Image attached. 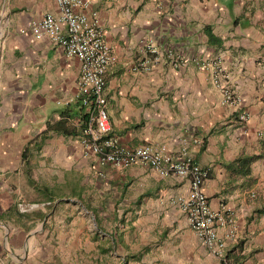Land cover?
Returning a JSON list of instances; mask_svg holds the SVG:
<instances>
[{
	"label": "crops",
	"instance_id": "0c3cea01",
	"mask_svg": "<svg viewBox=\"0 0 264 264\" xmlns=\"http://www.w3.org/2000/svg\"><path fill=\"white\" fill-rule=\"evenodd\" d=\"M81 1L115 59L103 88L106 137L173 158L184 149L206 170L209 208L232 218L215 224L223 257L169 204L188 194L187 180L140 163L100 169L80 136L47 130L83 126L79 62L29 31L57 16L54 0H0V177L23 168L30 143L26 187L42 191L21 202L19 181H0V264H264V0ZM152 49L150 71L133 72ZM213 78L237 104L223 103Z\"/></svg>",
	"mask_w": 264,
	"mask_h": 264
},
{
	"label": "built area",
	"instance_id": "2783aa9c",
	"mask_svg": "<svg viewBox=\"0 0 264 264\" xmlns=\"http://www.w3.org/2000/svg\"><path fill=\"white\" fill-rule=\"evenodd\" d=\"M57 16L44 15L40 20L29 24V31L35 39L47 37L62 49L66 57H74L80 65L78 81L79 105L84 112L83 129L79 138L84 156L93 159L97 167L127 168L136 163L149 167L160 178L169 176L188 181L189 191L185 197L171 198L169 204L176 206L184 214L195 240L209 255L217 259L223 257V242L215 231L217 223H231L229 213L225 215L213 212L202 193L201 185L206 170L197 166L190 154L181 149L177 158L164 151L145 146L132 149L120 147L107 138L110 124L106 113V101L103 94L105 75L115 59L109 46L103 39V32L95 18H89L84 12L88 3L81 0H54ZM149 48V47H147ZM151 61H142L132 67L133 72L148 73L158 60L157 52ZM165 57H171V51H164ZM199 68L203 64L196 62ZM213 84L220 89L224 104L238 103L223 82L213 78ZM238 121H245L247 114L240 112ZM35 206L19 205V211L25 213ZM232 236L229 232V237Z\"/></svg>",
	"mask_w": 264,
	"mask_h": 264
},
{
	"label": "rangeland",
	"instance_id": "374dc122",
	"mask_svg": "<svg viewBox=\"0 0 264 264\" xmlns=\"http://www.w3.org/2000/svg\"><path fill=\"white\" fill-rule=\"evenodd\" d=\"M15 175L12 176V174L10 175V173H7V175L5 174V178H2L0 177V181L3 180V179H6L7 181H9V179H14V180H17L19 181V188H18V196L20 197L19 198V201L21 202H24L26 199H30V198H33V197H30V194L31 193H35V195H39L40 197L42 196V191L40 189H31L30 191L29 190V187H26V184L28 186V176H27V166H23V168L18 171V173H14ZM35 176V175H34ZM38 179L36 176H35V180ZM33 196V195H32Z\"/></svg>",
	"mask_w": 264,
	"mask_h": 264
},
{
	"label": "trees",
	"instance_id": "16d2710c",
	"mask_svg": "<svg viewBox=\"0 0 264 264\" xmlns=\"http://www.w3.org/2000/svg\"><path fill=\"white\" fill-rule=\"evenodd\" d=\"M78 106L80 107L79 101H78ZM82 129H83V126H80L78 129H72L71 128V129H68V130L67 129H63L62 130L61 127H60V124H58V123L54 124V125H51V126L47 125V130L48 131H51V132H54V133H59V134H61L63 136H70V137H72V136H80ZM33 142H34L33 146H32L33 149H38V147H39L38 143H40V142H37V141H33ZM28 147H30V143H29V145L27 147L24 148V151H23V153L21 155V161H23V163H24L23 165H25V166L28 165V158H29V156L27 155V153L29 152V150L27 149ZM60 191H62V193L64 192V194L68 193V192H69V194H72L71 191H68L67 188L60 189ZM68 195H66V196H68ZM221 263L225 264L224 261H222Z\"/></svg>",
	"mask_w": 264,
	"mask_h": 264
}]
</instances>
